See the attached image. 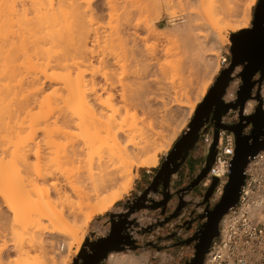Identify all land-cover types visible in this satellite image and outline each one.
<instances>
[{"label": "bare ground", "instance_id": "1", "mask_svg": "<svg viewBox=\"0 0 264 264\" xmlns=\"http://www.w3.org/2000/svg\"><path fill=\"white\" fill-rule=\"evenodd\" d=\"M94 1L0 0V201L9 216L6 224L0 221V239L11 241L20 262L39 249L44 257L50 245L54 256L49 259L55 258L54 264H68L70 248L75 245L77 254L85 243L92 217L110 211L132 189L137 177L132 168L156 167L157 153L168 151L175 139L178 130L171 129L165 118L159 120L160 128L154 129L138 114L139 99L148 84L146 69L156 58L155 49L146 45L135 49L134 39L133 48L128 49L131 60L144 63L126 68V61L114 56L115 47H111L113 53L106 49L104 53L103 48L97 52L92 46L103 35L106 39L112 36L121 45V15L113 13L119 4L133 7L129 11L125 7L123 24L132 26L133 22L134 28L143 24L155 39L166 40L169 46L161 49L166 56L170 51L174 54L173 49L178 54L179 43L188 46L192 54L186 56V64L199 57L205 76L212 77L218 70L221 45L230 43L228 32L249 26L248 10L256 2L244 0L245 8L238 15L234 5L228 3L224 10L214 0H194V5H183L181 0H105L109 18L117 24L100 31L101 26L88 19ZM162 2L184 6L189 20L181 19L176 25L169 19L170 27H156L145 16L131 21L135 10L159 7ZM175 12L170 11L169 18ZM204 26L209 28L208 36L197 31ZM93 60L98 63L94 69L90 67ZM172 68L177 70L178 64ZM60 70H66L68 75L63 74L67 77ZM175 76L179 86H173L172 101L190 117L211 78L194 88L198 91L190 98L185 88L190 76L186 75L188 80L182 72ZM251 107L248 102L245 111ZM23 167L33 170L24 173ZM42 233L46 235L42 237ZM148 255L145 251L139 255L111 252L107 263L146 264ZM1 256L0 263L5 264ZM43 257L25 264H45Z\"/></svg>", "mask_w": 264, "mask_h": 264}, {"label": "built area", "instance_id": "2", "mask_svg": "<svg viewBox=\"0 0 264 264\" xmlns=\"http://www.w3.org/2000/svg\"><path fill=\"white\" fill-rule=\"evenodd\" d=\"M229 59L228 49L220 53L217 59L218 70L214 74V79L221 70L229 66ZM230 76L232 79L222 96L223 103L235 102L237 99L238 79L235 72H232ZM255 93L256 90L252 89V97L243 105L242 116H249L254 112L257 106ZM259 94L264 103V78L259 87ZM248 102H252V107L246 112ZM238 122V108L228 109L219 119L221 125H234ZM214 128V122L208 121L199 130L200 135L193 150L199 152L201 158L204 149L210 148L214 141ZM251 128L250 124L245 126L243 134H249ZM234 148V134L222 128L218 129L215 154L204 178L191 190H187L185 188L199 172L202 163H199L191 175L186 176L179 187L175 185L178 181V172H176L171 175L168 183L167 190L171 197L165 204L163 212L160 207L157 209L141 208L130 213L127 220L131 224L127 227V233L137 245L141 246L139 248H150L146 245L154 244L152 247L155 249L154 260L158 258L160 261L162 257H168L162 264H180L175 257L181 258L185 253L192 257L194 243L178 245L179 251L174 256L167 252L166 245L192 237L199 225L206 220V217L202 219L199 217L205 216L207 210H211L219 202L228 181ZM213 179H216V183L210 196L204 201L205 193ZM159 190H161L160 187ZM178 190L181 191L177 193ZM179 196L183 206L174 218L164 222L166 217L176 210ZM162 199L163 195L160 191L149 192L146 195L149 204ZM133 203L134 201L131 200L125 202L120 210L127 212L128 207ZM187 222H190L188 228L186 227ZM149 228L150 230L145 231ZM171 235H173L172 238H170ZM203 264H264V149L248 159L244 168V180L240 187L238 201L234 207L222 215L218 224V235L212 239Z\"/></svg>", "mask_w": 264, "mask_h": 264}, {"label": "water", "instance_id": "3", "mask_svg": "<svg viewBox=\"0 0 264 264\" xmlns=\"http://www.w3.org/2000/svg\"><path fill=\"white\" fill-rule=\"evenodd\" d=\"M255 10V20L258 18L260 9L264 7V0H257ZM259 30L246 31L240 30L233 32L229 36V41L234 44L235 41L239 43H246L251 40L257 47H264V18H260ZM250 33V39L245 37ZM231 60L227 68L220 71L216 77L214 84L209 88L207 94L202 101L196 106L193 116L188 123L187 128L174 142L172 148L164 156L162 162L159 165L156 173L152 177L149 185L136 197L134 203L128 207L127 212L122 214L111 213L109 214V226L110 230L107 235L99 237L93 241H87L86 246L89 248V252L86 250L84 253H78L73 259V264H100L105 261L111 252H120L125 249L136 250L141 247L137 245L134 240L131 239L127 233V227L131 224L127 220L130 213L141 208L157 209L162 208L164 211L165 204L170 199L171 195L168 192V183L172 174L178 172L188 159L191 151L194 149L195 142L199 137V130L204 123L208 121L214 122V141L210 148L204 149L206 153L202 154V166L194 179L185 188L191 190L202 178L207 174L210 164L213 161L215 154V144L217 137V130L222 128L234 134L235 148L234 155L231 160L230 172L228 175V181L224 186V191L219 202L211 209L207 210V214L200 216L199 219L206 217V220L199 225L194 235L187 240L176 242L174 245L181 244H193V255L184 264H203L205 254L207 253L211 241L218 235L219 221L230 208L234 207L238 201L240 187L244 180V168L248 163V159L256 155L260 150L264 149V103L260 97L259 88H257L254 98L257 100V106L254 112L249 116H242L241 111L244 103L250 99L251 91L254 84L260 85L264 78V66L258 70H254L247 74L246 78L242 77V85L237 90V99L235 102L223 103L220 98L224 94L226 87L231 81L230 74L233 71L235 63V54L231 48ZM259 71V79L251 81V78ZM240 75H243L242 73ZM212 99V101H210ZM205 119L203 115L197 116V113L202 108L207 107ZM214 107V109H212ZM239 110V122L234 125H221L219 124L220 117L228 111V109ZM212 113L211 116L209 114ZM251 125L252 128L249 134H243V128L247 125ZM216 183V179L212 180L211 185L208 187L204 201L210 196L211 191ZM159 187L161 190H159ZM160 191L163 195V199L158 202L147 203L146 195L149 192ZM181 191H176L177 193ZM183 206L181 197L179 196V203L176 210L170 214L164 222L174 218L180 208ZM162 224V223H161ZM190 222L186 223V227H189ZM150 230L146 229L145 231ZM173 235L170 236L172 238ZM147 247H154V244L149 243Z\"/></svg>", "mask_w": 264, "mask_h": 264}, {"label": "rangeland", "instance_id": "4", "mask_svg": "<svg viewBox=\"0 0 264 264\" xmlns=\"http://www.w3.org/2000/svg\"><path fill=\"white\" fill-rule=\"evenodd\" d=\"M103 1H104V4H105V0H95L92 3V6H91L92 9L90 10V12L87 13L88 14V19H90L92 21V23H97V24H99L101 26L100 31H103L105 29L108 30V27L109 26H111L113 24L114 25L117 24V23H115L116 21L113 18L112 19L109 18V14H110L111 11H109L110 9L107 10V7L103 4ZM193 1L194 0H192V1L191 0H181V3L183 5L184 4L187 5L188 3L191 5V3L193 4ZM214 1L216 2V5L217 4L220 5V6L222 5L221 7L219 6V8L220 9L223 8L224 10H225V8L227 9V7L229 6L228 3H230V6H232V8L235 7L234 9L237 10L238 15H240V13L243 12V9L245 8V5H246V3H245L244 0H214ZM256 2H257V0H256ZM256 2H255V4H256ZM123 4H119V5H121L123 7ZM171 4H172V6H171ZM171 4H165V5H168V6H165L164 5V2H162L161 5H159V7L158 6L157 7H153V5H150L147 8L145 7L146 9L143 8L144 11H142V12H141V10L140 11L135 10L134 13L137 15V17H135L136 15L135 16H132L131 15L130 16V17H132L131 18V21H133L135 19L137 20V19H139V17H140L139 20H142V19H144L143 17L145 16V17H147L148 20H150L151 24H153L156 27H170L169 22H168L169 19L170 20L173 19V22L178 23L176 25H180L179 24V21L181 19H183L185 21L187 19L189 20V17L187 16V11L188 10L184 9V6H180V7L178 6V7H176V6H173V3H171ZM255 4L252 5L249 8V10H248L249 13H250L249 23H250V20H251V16H252V12H253V8H254ZM233 5H234V7H233ZM121 6L120 7H117L116 10H115L116 12L114 11L113 13H115V14L117 13V14H120L121 15L120 16V21H119L120 24H122L120 26V28L123 27L122 28L123 29V31H122L123 34H121V35H122V38L124 36V38L126 39V42H122V41H125V39L123 38L124 40L123 39H122V41L120 40L121 41V45H120V43L119 44L117 43L118 41L116 42V40H114L116 42L115 43L112 40V38H111L112 36L109 37V38L107 36V39H106V36L103 38L104 35L103 36L100 35V36H102V38H99L100 40L98 41V43L96 42V44L95 43L93 44L91 42L92 43V46H93V48L97 52H98V49H99V51L102 52V48H103V50L106 49L107 51H109V52L106 51L107 53L112 52V50H111L112 48L111 47H115L116 50H115V48H113V51H115L117 53L114 52V56H116L115 54H117L118 55V58L119 57L121 58V59L120 58L119 59L121 60L122 63L124 61H126L125 63H123L126 68H127L128 65L131 66L132 64L134 66H136V67H138V65H139V67H141V65L144 63V62L143 63L141 62L142 63L141 64V63H139L137 61L139 63L138 64L137 62H134L133 60H131L132 57L130 55L129 50L131 48H133L132 45H134L135 43L138 46L135 49H138L139 48L140 50H142V49H144L145 45L147 47H151V48H154L155 49V51H156L155 52V57L156 58H155L154 62H151V64L146 69V71H147L146 74H148L147 75L148 77L146 78V81H148V84H146V92H145L146 94L144 93V95H142V97L143 96L144 97L142 99H139L141 102L139 103V106H138L139 107L138 108V114L140 116L142 115L143 117H145L146 122H149L150 121L149 123H151V126L154 129H157L158 127L160 128V126H161L160 122L162 123V121H159V120H161L162 118L163 119L165 118V120H166L165 122L168 125L171 124V126H170V128L172 127L171 129H174L176 131L178 130L177 132L175 131L176 132L175 139L173 140V142H172V144H171V146L169 148V150H170L172 148L174 142L177 140V138L187 128L188 123L191 120V117H192V114H193L192 113L190 117H187L186 116V112H184L185 110L183 109L184 110L183 111L182 108L176 106V104L172 101L173 100L172 99V89H173V86H179V80H176L175 79L176 78L175 75L178 72L179 73L182 72L185 75L186 80L189 79V77H187L186 75H189L190 76L191 81L188 80V84H190V85H188L187 83H185V88L189 90V91H187V93H188V96H190V98L191 97L194 98L195 97V94H196V91H198L197 89H194V88H198L199 86H201L202 84H204L207 81V79H209V77H210L211 78V83L209 84V87L207 88V91H208V89L212 85V82L214 80V76L215 75H212V77H211L210 75L207 74L205 76L206 72L203 71L204 70L203 63H201L202 61L201 62L199 61L200 59L197 60V58H199V57H197L195 59L196 60V62L194 61L195 63H193L191 65H190V63H189V65H188V63L186 64L187 57L188 56H191L189 54H192L190 52L191 51V48H189L186 45L184 46L181 43L178 44V46H179V48H178V50H179L178 52L179 53L178 54L176 52L177 50L175 51V49H173L174 50L173 51L174 54H172V51L169 52L170 54L174 55L176 58L175 57H171L172 55H170L169 53H168L169 54L168 56H166V54H163L164 52L161 49L165 48V46H169L168 43H167V41L164 40V39H155L154 36H151V34H148L147 33V31L142 26L143 24L138 25V27H136V28H134L133 22L131 24L132 26H128V25L126 26L125 24H123V21H121V17L123 15V13H126V11L124 12V10H127L128 9V11H129L130 8L132 10L133 7L132 6H129V4L124 5L123 8ZM125 7H127V9ZM173 10L176 11L175 12L176 15H174L172 18H169V16H168L169 14L168 13L170 11H173ZM137 12H138L139 15L137 14ZM140 12H141V14H140ZM181 25H183V24H181ZM199 30L200 31L202 30L204 32V34H206L208 36L209 28L207 26H204L203 28H198L197 31H199ZM171 31L174 32L173 30H170V32ZM231 33H233V32H228V35H227L228 39H229V36H230ZM68 39H70V37H68ZM108 39L109 40L110 39L112 40V41L110 40L111 43H110V41ZM113 39H117V38H113ZM134 39H135V43H134ZM67 42H65V43H67ZM91 43L89 42L88 43V46H90ZM123 43H125V44H123ZM103 45H104V47H103ZM106 45H107V48L105 47ZM112 45H114V46H112ZM92 46H90V47H92ZM227 46H228V44L221 45L220 51L218 52V57H219L220 53H222V52H224V51L227 50ZM67 47L68 46H66V48ZM126 51H127V53H126ZM104 53H105V50H104ZM218 57H217V59H218ZM110 58H108V60ZM179 59H182V60H179ZM96 61L97 60H93V63H91L92 65L90 67L92 69H94V67H96V68L98 67V63ZM129 61H130V63H129ZM172 61L174 63H172ZM178 61H179V63H178ZM121 62L119 64L122 65ZM134 63L135 64L137 63V64L135 65ZM180 63H182V64H180ZM170 64H172V65H170ZM174 64L175 65L178 64V69L177 70H174L172 68ZM216 64H217V60H216ZM133 67H130V68H133ZM184 68H186V69H184ZM67 69L68 68H66V70ZM66 70H62V71L60 70L59 73L60 74L61 73L62 74L63 73L66 74L67 73L66 75H68V72H66ZM69 70H71V69H68L67 71H69ZM186 70H188V71H186ZM187 72L188 73L190 72V73L188 74ZM69 73H73L75 75V73L72 70ZM64 74H63V76L67 77ZM73 74H71V77H72ZM85 76H87V74ZM207 76H208V78H207ZM69 77H70V75H69ZM181 83L183 84V82H181ZM116 89H119V87H117ZM190 91H191V93L192 92L193 93L191 94ZM207 91H206V93H207ZM206 93H205V95H206ZM140 98H141V96H140ZM199 103L200 102H198L197 105ZM169 150L168 151L162 150V151H159L157 153L158 165L156 167H135L134 166L132 168V172L137 174V177L134 178V180H133L132 189L128 192V194L124 195V197L121 200L116 201L115 204H114V206H113V208L110 211L106 212L103 215H94L92 217V219L90 220V222H89V224H88V226L86 228L85 238H84V242L85 243L81 244V249H80L81 254H83L84 253L83 251H85V250L87 252H89V248L86 246L87 241H93V240H95V239H97L99 237H103V236H105V235L108 234V232L110 230V226H109V214L115 213L116 210H120L121 207H122V205L125 202H128L129 200L134 201L136 199V197L149 185V183L144 182L143 179H142V177H141V175L144 174L143 173V170L146 171L145 172V175L149 176V181H151L152 177L154 176V174L156 173L157 169L159 168V165L162 162L164 156L169 152ZM205 153H206V150L204 151V154ZM11 167H9V169L8 168L7 169L10 170ZM13 168H14V166H13ZM31 169L33 170L32 167H30L28 170H27V168L24 169V167H23L22 168V171L23 172L24 171L25 172L26 171L29 172V171H31ZM68 169H71V168L69 167ZM71 172H73L72 169H71ZM69 174H70V172H69ZM138 178H140V179L138 180ZM6 217L7 218L9 217L8 216V213L5 210V208H3V205L1 204V201H0V221H1V224L2 225L6 224V222H7V218ZM44 235H46V234L42 233V237H44ZM4 241H5L4 244H5L6 248H5V246H2ZM4 241L0 239V257L2 259V256L1 255L3 254V259H4L3 262L5 264L6 263L7 264H16L18 261H19L18 262L19 264L20 263L21 264H25L26 262H28V263L31 262L34 257H39V258L43 257L42 254L40 253L41 252L40 251L41 249H39V250H35V251H30L29 254H28V259L27 260H23L22 259V262H20V259L18 258L19 256H18L17 252H15V250L13 249V247H11V244H9V242H11V241H8L7 238ZM174 244L175 243H171L170 245H166L167 247L165 248V249H167V252L168 253L170 252V254L173 255V256L175 254H177V252L179 251L178 250V246H176ZM74 246L75 245H73L70 248V251L68 252V255L66 256V261H67L68 264H73V259L78 254V253L75 254L73 252ZM4 248H5V253H2L1 251H2V249L4 251ZM61 248H62V246L60 245L59 251L61 250ZM50 249H52V247L50 245L49 246H46V248H45V252L46 253H45L44 257H43V258H45V259H43V260H45V264H54L53 263V260H55V258L49 259V257H53L54 256V252H53L54 250H50ZM144 251L149 253L148 260H147L146 264H157V262H160V264H162V262L165 260V258H168L166 256L165 258L162 257V259L160 261L158 260V258L156 260H154L153 259V256L155 254V252H154L155 249L152 248V247H150V248H144V249L137 248L136 250L125 249V250L120 251V252H122V253H132V254H135V255H139L140 252L142 253ZM120 252H112V253H120ZM175 259H178V261H179L180 264H184L186 261H188L190 259V256L185 253L181 258H179V257L176 258L175 257ZM23 261H25V262H23ZM79 263H80V261L78 262V264ZM104 264H108L107 263V259L105 260Z\"/></svg>", "mask_w": 264, "mask_h": 264}, {"label": "flooded vegetation", "instance_id": "5", "mask_svg": "<svg viewBox=\"0 0 264 264\" xmlns=\"http://www.w3.org/2000/svg\"><path fill=\"white\" fill-rule=\"evenodd\" d=\"M255 10H256V5L253 8V12H252V16H251L249 26L247 28H244L241 30H246V31H248V30L249 31L250 30L251 31L259 30V25H260L259 22L261 20L260 18H262V17L264 18V7L260 9V12L258 13V18L255 20V23H254ZM250 36L251 35L249 33V34H246L245 37H248V40H249ZM231 48L235 54L234 56H235V63H236L234 65L232 72H235V76L238 79V88H239V86L242 85V77L246 78L248 73H250L254 70H258L264 66V47L263 46L257 47L254 43L251 42V40H249L246 43H239V42L235 41L234 44H232L230 42L227 46L229 58H230L229 60H231V57H232ZM241 73L243 75H240ZM258 79H259V71H257V73H255V75L251 78V81H256ZM215 80H216V78L214 79L212 85L214 84ZM261 84L258 85L257 83H255L253 89L257 90V88H259L261 86ZM222 96L220 98L221 101H222ZM210 101H212V99H210ZM207 108H208V106L202 108L201 111H199L197 113V116L203 115L204 116L203 119H205V114H206ZM212 109H214V107H212ZM211 115H212V113L209 114V116H211ZM192 116H193V114H192Z\"/></svg>", "mask_w": 264, "mask_h": 264}, {"label": "crops", "instance_id": "6", "mask_svg": "<svg viewBox=\"0 0 264 264\" xmlns=\"http://www.w3.org/2000/svg\"><path fill=\"white\" fill-rule=\"evenodd\" d=\"M201 162H202V158L199 155V152H197L196 150L191 151L188 159L177 173L178 181L175 184L176 187H179L182 184L183 180L186 178V176L191 175L197 169V166ZM145 172L146 171L143 170L144 174H142L141 177L144 182L150 183L149 176L145 175ZM139 179L140 178H138V180ZM104 262L105 261L101 262L100 264H104Z\"/></svg>", "mask_w": 264, "mask_h": 264}]
</instances>
